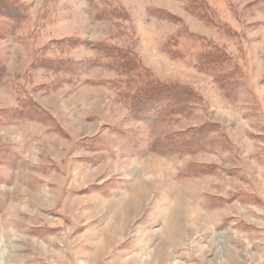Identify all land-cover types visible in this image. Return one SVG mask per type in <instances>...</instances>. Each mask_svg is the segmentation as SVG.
<instances>
[{"label":"rangeland","instance_id":"obj_1","mask_svg":"<svg viewBox=\"0 0 264 264\" xmlns=\"http://www.w3.org/2000/svg\"><path fill=\"white\" fill-rule=\"evenodd\" d=\"M12 2L0 264H264V0Z\"/></svg>","mask_w":264,"mask_h":264},{"label":"trees","instance_id":"obj_2","mask_svg":"<svg viewBox=\"0 0 264 264\" xmlns=\"http://www.w3.org/2000/svg\"><path fill=\"white\" fill-rule=\"evenodd\" d=\"M0 16L7 17L9 20L20 19V13L12 0H0ZM225 55L209 51L205 53V62L211 66H221L226 63ZM191 90L178 85L165 84L151 80L145 84L138 96V108L136 116L148 119L149 116H158L167 110H175L184 104L192 95Z\"/></svg>","mask_w":264,"mask_h":264}]
</instances>
